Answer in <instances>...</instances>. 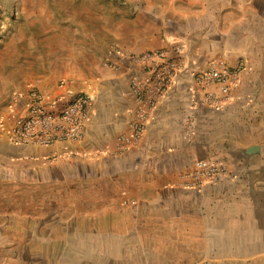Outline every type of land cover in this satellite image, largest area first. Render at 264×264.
<instances>
[{
  "label": "crops",
  "instance_id": "obj_1",
  "mask_svg": "<svg viewBox=\"0 0 264 264\" xmlns=\"http://www.w3.org/2000/svg\"><path fill=\"white\" fill-rule=\"evenodd\" d=\"M71 1L74 11L62 17V58L48 70L30 59L33 34L27 47L0 40V165L112 173L132 202L121 211L139 220L135 227L168 222L172 233H194L201 217L205 243L218 234L219 249L236 252L235 264H264V0H232L235 10L218 5L216 12L211 0ZM158 47L181 67L150 110L143 136L120 150L139 104L131 80L146 75L127 55ZM239 60L245 67L230 98L207 104L195 73ZM34 88L62 105L90 94L85 135L50 145L13 142L15 119ZM199 157L227 171L201 189L183 188L182 172ZM33 259L0 257V264H42Z\"/></svg>",
  "mask_w": 264,
  "mask_h": 264
},
{
  "label": "rangeland",
  "instance_id": "obj_2",
  "mask_svg": "<svg viewBox=\"0 0 264 264\" xmlns=\"http://www.w3.org/2000/svg\"><path fill=\"white\" fill-rule=\"evenodd\" d=\"M74 4L0 0V40L27 47L33 34L30 59L36 70H48L62 58V17L74 11ZM232 4L211 0L209 10L218 11V5L235 10ZM62 6H68L66 12ZM122 195L123 185L112 173L27 170L1 161L0 257L34 258L42 264H235L236 252L219 249L218 234L207 235L211 242H204L201 217L194 233H172L168 222L160 227L146 220L150 226L137 228L139 220L121 211L132 203Z\"/></svg>",
  "mask_w": 264,
  "mask_h": 264
},
{
  "label": "built area",
  "instance_id": "obj_3",
  "mask_svg": "<svg viewBox=\"0 0 264 264\" xmlns=\"http://www.w3.org/2000/svg\"><path fill=\"white\" fill-rule=\"evenodd\" d=\"M127 57L141 66L146 75L131 80V89L139 104L131 119L129 132L120 136V150L134 145L143 136L150 110L159 103L181 67L180 58L172 56L163 47L131 53ZM244 67L243 60L235 64L217 62L196 72L195 79L204 88V101L214 106L223 105L230 98L231 87L238 82ZM91 101L90 94L79 92L62 105L59 100H50L34 88L29 93L26 111L15 119L11 140L18 144L50 145L82 138L89 121ZM226 171L225 165L199 157L181 176L182 184L185 188L200 189L217 182Z\"/></svg>",
  "mask_w": 264,
  "mask_h": 264
}]
</instances>
